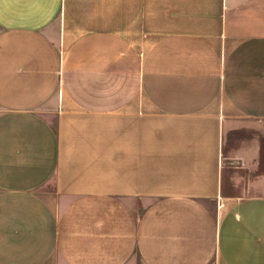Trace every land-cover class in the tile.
I'll return each instance as SVG.
<instances>
[{
    "label": "crops",
    "instance_id": "crops-1",
    "mask_svg": "<svg viewBox=\"0 0 264 264\" xmlns=\"http://www.w3.org/2000/svg\"><path fill=\"white\" fill-rule=\"evenodd\" d=\"M0 264H264V0H0Z\"/></svg>",
    "mask_w": 264,
    "mask_h": 264
}]
</instances>
